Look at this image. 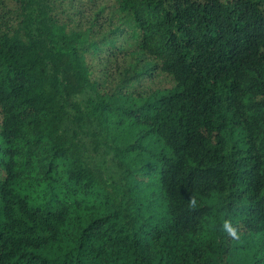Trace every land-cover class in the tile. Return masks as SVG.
Wrapping results in <instances>:
<instances>
[{
    "label": "trees",
    "instance_id": "obj_1",
    "mask_svg": "<svg viewBox=\"0 0 264 264\" xmlns=\"http://www.w3.org/2000/svg\"><path fill=\"white\" fill-rule=\"evenodd\" d=\"M0 264H264V0H0Z\"/></svg>",
    "mask_w": 264,
    "mask_h": 264
},
{
    "label": "rangeland",
    "instance_id": "obj_2",
    "mask_svg": "<svg viewBox=\"0 0 264 264\" xmlns=\"http://www.w3.org/2000/svg\"><path fill=\"white\" fill-rule=\"evenodd\" d=\"M88 149L91 154L95 157L96 161L102 166L107 167L112 165V160L110 155H105L102 148L98 149L97 152L92 150L91 144H88Z\"/></svg>",
    "mask_w": 264,
    "mask_h": 264
}]
</instances>
